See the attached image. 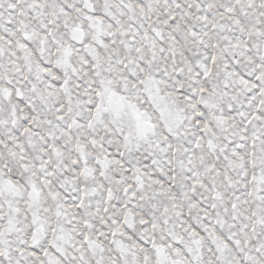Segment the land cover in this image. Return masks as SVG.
I'll use <instances>...</instances> for the list:
<instances>
[{"label":"snow or ice","instance_id":"snow-or-ice-1","mask_svg":"<svg viewBox=\"0 0 264 264\" xmlns=\"http://www.w3.org/2000/svg\"><path fill=\"white\" fill-rule=\"evenodd\" d=\"M0 264H264V0H0Z\"/></svg>","mask_w":264,"mask_h":264}]
</instances>
